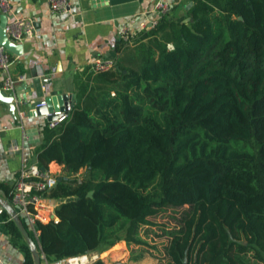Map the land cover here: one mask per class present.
Masks as SVG:
<instances>
[{"label":"trees","instance_id":"trees-1","mask_svg":"<svg viewBox=\"0 0 264 264\" xmlns=\"http://www.w3.org/2000/svg\"><path fill=\"white\" fill-rule=\"evenodd\" d=\"M134 42L135 65L89 72L45 132L38 164L64 175L46 193L59 221L38 224L42 254L144 245L150 217L181 208L167 264H264V0H194ZM0 189L11 201L12 185Z\"/></svg>","mask_w":264,"mask_h":264},{"label":"crops","instance_id":"crops-1","mask_svg":"<svg viewBox=\"0 0 264 264\" xmlns=\"http://www.w3.org/2000/svg\"><path fill=\"white\" fill-rule=\"evenodd\" d=\"M165 1L172 4L170 13L176 17L187 16L194 4V0ZM157 2L99 0L94 4L92 0H73L71 10L63 14L53 11L48 0H10V10L3 12L1 17L7 16L8 26L15 18L31 20L36 34L20 41L23 52L11 54L14 59L9 70L0 71V88L7 74L16 79L12 92L17 105L13 117L7 105L0 101V183L13 185L21 168L38 163L49 119L45 115H31L29 104L62 92L74 96L75 108L79 102V85L85 75L94 72L92 63L96 58L113 60L116 66L117 62L127 67L135 65L131 58L135 39L132 42L124 40L121 30L126 27L131 34L139 32L143 22L157 17ZM189 20V17L185 19ZM20 111L26 112L24 118ZM62 168L52 162L49 171L60 177L64 175ZM0 196L12 204L1 189ZM4 209L0 204V257L3 264H23L26 253L13 241L7 225L12 217L6 209L8 215H5ZM27 228L36 241L29 225ZM123 243L126 241L104 251L106 256L100 253L101 259L110 264L111 256L120 254ZM49 263L43 257L42 264Z\"/></svg>","mask_w":264,"mask_h":264},{"label":"built area","instance_id":"built-area-1","mask_svg":"<svg viewBox=\"0 0 264 264\" xmlns=\"http://www.w3.org/2000/svg\"><path fill=\"white\" fill-rule=\"evenodd\" d=\"M72 1L73 0H48L53 11L63 14L71 10ZM9 10L10 0H0V19L1 14ZM171 10L172 4L170 2L158 0L155 7L157 17L148 22H143L139 32L148 31L158 26L161 16L170 13ZM8 34L15 42H20L25 37L34 36L36 34V28L31 20L15 18L8 26ZM137 34L138 32L131 34L126 27L121 30V37L129 42H132L137 37ZM13 59L11 53L0 43V71H8L13 63ZM115 65L116 62L113 60L96 58L92 63V69L94 72H102L114 68ZM15 87L16 79L10 74H7L2 83V88L7 92H12ZM55 113L59 114V118L56 120H49L50 128L58 126L68 115V113L62 109L55 111ZM20 116L24 118L26 112L20 111ZM57 182L58 177L52 174L51 171L42 169L38 163H32L21 168L12 185L11 202L15 206L17 213L31 228V232L35 235L39 245L41 230L38 228V224L59 221L57 215L58 201L46 195L47 192H50L57 185ZM43 257L45 258V256ZM101 258L102 255L99 252H92L61 258L49 264H92ZM0 264H3L1 257Z\"/></svg>","mask_w":264,"mask_h":264},{"label":"water","instance_id":"water-1","mask_svg":"<svg viewBox=\"0 0 264 264\" xmlns=\"http://www.w3.org/2000/svg\"><path fill=\"white\" fill-rule=\"evenodd\" d=\"M93 3H97L99 0H92ZM106 1V0H100ZM242 19V17H240ZM0 43L6 48V50L11 54L20 55L23 52V45L20 42H15L11 39L8 34V18L6 15L2 16L0 19ZM119 68V66L117 65ZM73 99V101H71ZM0 101L5 103L9 108L10 113L15 117L16 112V101L13 92H7L2 87L0 88ZM74 108V96L69 97L68 94L58 92L51 96H47L44 100L31 102L29 104V113L31 115H45L49 120H56L59 118V114H56L55 111L62 109L63 111L69 113ZM42 169H45L42 167ZM63 179L62 176L58 177V181ZM93 191L89 193L91 196ZM0 204L4 207L12 219L16 222L18 228L20 229L23 236L26 238L34 259L35 264H42L43 254L42 251L31 235L29 229L23 218L17 213L14 206L8 202L5 198L0 196Z\"/></svg>","mask_w":264,"mask_h":264},{"label":"rangeland","instance_id":"rangeland-1","mask_svg":"<svg viewBox=\"0 0 264 264\" xmlns=\"http://www.w3.org/2000/svg\"><path fill=\"white\" fill-rule=\"evenodd\" d=\"M181 208H168L159 214L150 217L152 224L141 227V234L147 240V244L136 245L123 243L120 247V254L113 260L111 256L110 264H167L168 258L164 250L169 241V236L165 232L177 226V218L181 215ZM124 248V252H123ZM107 255V253H102Z\"/></svg>","mask_w":264,"mask_h":264}]
</instances>
